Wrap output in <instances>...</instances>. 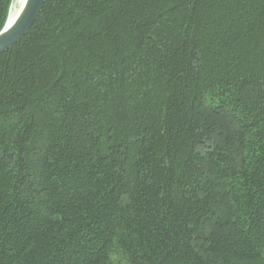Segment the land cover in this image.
Segmentation results:
<instances>
[{"label": "trees", "instance_id": "trees-1", "mask_svg": "<svg viewBox=\"0 0 264 264\" xmlns=\"http://www.w3.org/2000/svg\"><path fill=\"white\" fill-rule=\"evenodd\" d=\"M0 264H264V0H46L0 54Z\"/></svg>", "mask_w": 264, "mask_h": 264}, {"label": "water", "instance_id": "water-1", "mask_svg": "<svg viewBox=\"0 0 264 264\" xmlns=\"http://www.w3.org/2000/svg\"><path fill=\"white\" fill-rule=\"evenodd\" d=\"M46 0H25L18 10L13 23L7 26L8 16L4 27L0 31V54L8 51L20 42L29 32L41 13Z\"/></svg>", "mask_w": 264, "mask_h": 264}, {"label": "bare ground", "instance_id": "bare-ground-1", "mask_svg": "<svg viewBox=\"0 0 264 264\" xmlns=\"http://www.w3.org/2000/svg\"><path fill=\"white\" fill-rule=\"evenodd\" d=\"M25 0H14L13 3H11V8L9 11V16H8V23L7 26L11 25L18 13V10L20 7L24 4Z\"/></svg>", "mask_w": 264, "mask_h": 264}, {"label": "rangeland", "instance_id": "rangeland-1", "mask_svg": "<svg viewBox=\"0 0 264 264\" xmlns=\"http://www.w3.org/2000/svg\"><path fill=\"white\" fill-rule=\"evenodd\" d=\"M13 1H14V0H12V2H11V3H13ZM11 5H12V4H10V6H11ZM10 6H9V7H10ZM8 11H9V10H8Z\"/></svg>", "mask_w": 264, "mask_h": 264}]
</instances>
